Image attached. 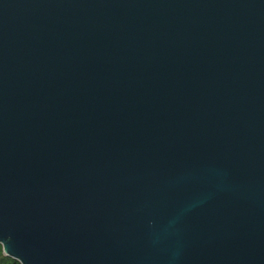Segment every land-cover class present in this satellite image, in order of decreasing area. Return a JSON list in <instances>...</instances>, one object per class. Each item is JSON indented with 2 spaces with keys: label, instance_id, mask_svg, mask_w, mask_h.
<instances>
[{
  "label": "water",
  "instance_id": "95a60500",
  "mask_svg": "<svg viewBox=\"0 0 264 264\" xmlns=\"http://www.w3.org/2000/svg\"><path fill=\"white\" fill-rule=\"evenodd\" d=\"M0 247L264 264V0H0Z\"/></svg>",
  "mask_w": 264,
  "mask_h": 264
},
{
  "label": "trees",
  "instance_id": "16d2710c",
  "mask_svg": "<svg viewBox=\"0 0 264 264\" xmlns=\"http://www.w3.org/2000/svg\"><path fill=\"white\" fill-rule=\"evenodd\" d=\"M0 264H19V263L9 257L4 256L2 253V249L0 247Z\"/></svg>",
  "mask_w": 264,
  "mask_h": 264
}]
</instances>
